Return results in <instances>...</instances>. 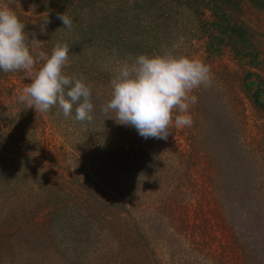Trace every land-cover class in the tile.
Instances as JSON below:
<instances>
[{"label":"trees","instance_id":"1","mask_svg":"<svg viewBox=\"0 0 264 264\" xmlns=\"http://www.w3.org/2000/svg\"><path fill=\"white\" fill-rule=\"evenodd\" d=\"M247 1L202 2H206L203 8L220 22L223 38L231 39L240 36L239 20L234 14L244 9ZM87 19L83 17L76 30L83 37L85 47L90 49L94 48L91 41L96 30ZM234 48L241 56L238 65L242 71H245L243 59L251 57V53L261 70L248 72L243 78L239 70H234L233 74L242 83L241 90H234V100L241 110L235 118L239 121L249 118L244 89L249 86L250 78L256 76L259 86L253 92L254 102L262 111L258 118L264 119L261 101L264 51L249 46ZM52 49L48 47L43 52L50 56ZM97 53L95 50L93 54ZM74 55L70 50V66L66 71L77 75L86 73L96 82L93 83L95 109L91 122H78L74 105L70 116L74 123L68 126L89 144L82 155L90 154L92 164L97 161L96 167L91 166L93 177L86 170L88 190L92 185L100 187L109 200L116 201L110 207L119 209L106 213L105 221L110 229L95 241L78 237L55 221L60 217V209L47 203L48 193L40 188L51 182L49 174L53 172L39 158L44 146L40 144L32 152L25 146L30 139L37 141L38 128L13 110L5 102L6 97L27 111L31 122L42 120L45 113L19 102L20 91H8L3 84L0 88V175L15 174L22 183L8 182L3 193L7 195L6 205L17 206L26 221L8 226L0 223V264H264V127L256 125L259 130L253 133L243 121L240 134L244 137L235 140L231 138V128L223 130L211 122V115L192 106L191 127H173L166 140L145 139L134 127L120 125L104 116L99 110L103 104L99 103V97L109 92L99 86L100 79L92 76L89 67L87 70L73 62ZM42 64L43 61L38 63L36 69ZM17 72L20 78L24 77L19 80L28 85L27 74ZM3 79L8 82L10 77L6 75ZM101 126L104 129L99 132ZM104 131L108 132L105 137ZM141 181L146 182L142 186L152 187V194L156 191L144 203ZM37 184L40 189H36ZM53 186L50 183L49 189ZM18 197L24 201L12 200ZM114 227L119 232L111 230ZM21 229L28 231L27 235L20 236ZM85 249L88 250L83 253Z\"/></svg>","mask_w":264,"mask_h":264},{"label":"rangeland","instance_id":"2","mask_svg":"<svg viewBox=\"0 0 264 264\" xmlns=\"http://www.w3.org/2000/svg\"><path fill=\"white\" fill-rule=\"evenodd\" d=\"M202 1L11 0L10 6L26 25L25 31L29 38L35 34V38L41 40V51L48 47L54 48L57 42H66L71 46V52L76 54L71 56L73 62L86 67L87 70L89 67L92 76L100 79V83L97 82L99 86H104L103 88L110 93L99 97V103L104 104L110 99L112 91L110 81L115 75V68L122 61L140 54L151 56L166 51L203 60L211 68L212 83L210 87L201 86L194 90L193 95L197 96L198 102L193 106L195 110L211 115V122L216 123L223 130L231 128V138L241 139L244 137L240 134L243 121H246L248 127L255 133L259 130L256 125L261 124L260 127L263 129L264 119L258 118V114L262 111L254 102L253 92L259 86L256 76L250 78L247 88L244 87L246 114L249 118L243 121L241 118V124L239 119L235 118V114H240L241 110L234 100V90H241L242 83L233 72L239 70V76L243 78L248 72H261V70L258 68L260 65L257 66L252 60L250 52L251 57L243 59L245 71H242L238 65L241 56L236 54L234 47L249 46L264 51V0H246L244 9L236 11L234 16L239 20L238 28H240H237V31L240 36L236 35L231 39L223 38L225 35L220 22L211 11L203 8L206 2ZM3 3H9V0H0V4ZM63 13L73 20L70 30L64 28L62 21L58 19V14ZM83 17L85 19L88 17L89 24L94 25L96 30L91 41L94 48H86L83 37L76 30L77 23L81 22ZM41 29L45 32L42 33ZM95 50L98 51L96 55L93 54ZM17 73V71L5 73L0 70V88L6 85L8 91L19 92L22 86L25 87L27 84L21 82L24 77L20 78ZM4 75L10 77L8 82H4ZM79 75L92 85L96 84L88 74L80 72ZM30 83L31 80L28 84ZM261 101L264 102V93ZM5 102L22 114L28 120L26 122L33 123L38 128L37 141L33 142V139H30L26 141L25 146L31 149V152L35 148L38 149L40 144L44 146V150L39 152V158L53 172L49 174V177L52 176L51 182L40 188L44 189V193H48L47 203L51 206L58 205L60 209V217L53 220L58 221L67 228V231L69 229L78 237L91 241L103 237L108 232L107 229H110L105 221L106 213L119 208L110 207V204L116 201L109 200L106 192L100 187L92 185L91 190H88V180L89 177H93L94 172L92 167H96L97 161L92 164L90 154H84L86 157L82 155L89 144L82 138L79 139L80 134L73 133L75 129L68 126L73 122L71 117H64L57 106L35 123L31 122L30 115L17 105L15 100L6 97ZM53 110L57 113L53 114L55 113L51 112ZM61 123L62 127H60ZM103 129L102 126L99 127V132ZM103 134L105 137L108 132L104 131ZM19 150L18 148L17 151ZM86 170L90 172L89 177ZM12 176L0 175L2 178L0 179V223L3 226L26 221L17 206L6 205L7 195L3 192L7 188V183L20 181L16 179L15 174ZM142 182L143 185H146V182L140 183L144 203L149 196L154 197L156 191L154 189L152 194V187L142 186ZM50 183L54 186L49 189ZM21 184L19 182V185ZM35 187L40 189L38 184ZM14 198L12 200L24 201L20 197ZM138 205L140 207L141 203ZM111 230L119 232L120 229L114 227ZM21 231L20 236L27 235L28 231L22 229ZM86 250L88 249L82 252Z\"/></svg>","mask_w":264,"mask_h":264},{"label":"clouds","instance_id":"3","mask_svg":"<svg viewBox=\"0 0 264 264\" xmlns=\"http://www.w3.org/2000/svg\"><path fill=\"white\" fill-rule=\"evenodd\" d=\"M10 3L0 4V70L24 71L31 80L20 90L19 102L39 113L58 106L66 118L76 105L75 120L91 122L94 86L82 75L67 73L71 46L57 42L50 56L39 51L41 40L35 34L29 38ZM58 19L64 28H72L73 20L65 13L58 14ZM114 71L111 97L99 110L120 125L134 127L145 139L166 140L173 127H191L190 108L198 102L193 92L212 83L211 68L203 60L172 51L140 54L120 62Z\"/></svg>","mask_w":264,"mask_h":264}]
</instances>
